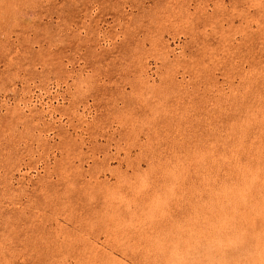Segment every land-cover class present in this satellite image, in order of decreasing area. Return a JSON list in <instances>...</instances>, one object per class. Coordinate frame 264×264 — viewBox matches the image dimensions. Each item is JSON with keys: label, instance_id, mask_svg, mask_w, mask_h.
<instances>
[{"label": "rangeland", "instance_id": "374dc122", "mask_svg": "<svg viewBox=\"0 0 264 264\" xmlns=\"http://www.w3.org/2000/svg\"><path fill=\"white\" fill-rule=\"evenodd\" d=\"M0 264H264V0H0Z\"/></svg>", "mask_w": 264, "mask_h": 264}, {"label": "bare ground", "instance_id": "6f19581e", "mask_svg": "<svg viewBox=\"0 0 264 264\" xmlns=\"http://www.w3.org/2000/svg\"><path fill=\"white\" fill-rule=\"evenodd\" d=\"M1 1H2V0H1ZM6 1H7V0H6ZM1 3L3 4V3H5V2H1ZM4 6H5V5H4ZM2 7H3V6H2ZM5 7H6V6H5ZM8 7H10V6H8ZM8 7H7V8H8ZM1 9H2V8H1ZM5 9H6V8H5ZM9 9H10V8H9ZM6 10H7V9H6ZM3 11H5V10H3ZM6 12H7V11H6ZM8 17H9V16H8ZM8 17H7V18H8Z\"/></svg>", "mask_w": 264, "mask_h": 264}]
</instances>
